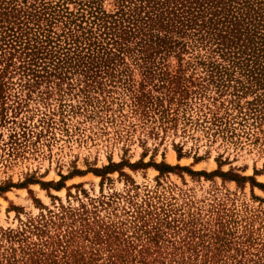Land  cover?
<instances>
[{
    "label": "rangeland",
    "instance_id": "1",
    "mask_svg": "<svg viewBox=\"0 0 264 264\" xmlns=\"http://www.w3.org/2000/svg\"><path fill=\"white\" fill-rule=\"evenodd\" d=\"M193 45L111 60L90 103L65 85L24 87L30 76L12 68L0 75V264H141L148 244L147 263L160 251L155 264H264V120L213 124L227 122L229 96L213 102L200 62L221 60ZM177 78L180 102L167 82ZM142 94L154 103L138 106ZM81 205L86 214L58 219ZM85 223L116 238L95 242Z\"/></svg>",
    "mask_w": 264,
    "mask_h": 264
},
{
    "label": "trees",
    "instance_id": "2",
    "mask_svg": "<svg viewBox=\"0 0 264 264\" xmlns=\"http://www.w3.org/2000/svg\"><path fill=\"white\" fill-rule=\"evenodd\" d=\"M107 1L114 6L111 12L104 7ZM185 38L193 42L181 40ZM191 44L206 48L205 53L221 60L200 62L206 75L202 81L215 87L213 102L229 96L219 107L224 109L227 122L215 115L213 124L220 128L235 120L240 125H260L264 120V0H0V48L7 49L8 55L1 79L2 73L12 68L30 76L24 87L65 85L77 89L83 103H90V92L102 87L95 78L114 71L111 60L127 54L145 62L179 47L186 51ZM147 80L145 77L143 83ZM181 80L167 81L175 85L179 102L188 94ZM247 95L252 98L247 100ZM200 97L206 94L200 93ZM142 103L154 102L142 94L136 104ZM62 210L64 216L58 219L87 212L84 205L77 211ZM53 220L47 222L54 224ZM46 224L33 229L40 230ZM81 227L84 236L92 231L95 242L116 238L106 230L94 231L86 223ZM156 236L150 243L157 244ZM68 246L69 242L65 249ZM149 251V244L140 250L141 264L161 259L158 251L147 263L145 256L152 254ZM80 254L72 250L71 260L76 262ZM176 258L183 263L182 256ZM69 259L66 256L64 264H71Z\"/></svg>",
    "mask_w": 264,
    "mask_h": 264
}]
</instances>
